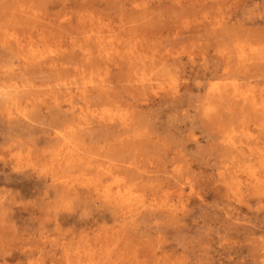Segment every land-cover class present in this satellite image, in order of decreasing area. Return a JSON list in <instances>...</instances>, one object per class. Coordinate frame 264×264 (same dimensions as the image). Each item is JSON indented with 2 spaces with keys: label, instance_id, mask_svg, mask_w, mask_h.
Masks as SVG:
<instances>
[{
  "label": "rangeland",
  "instance_id": "374dc122",
  "mask_svg": "<svg viewBox=\"0 0 264 264\" xmlns=\"http://www.w3.org/2000/svg\"><path fill=\"white\" fill-rule=\"evenodd\" d=\"M0 95V264H264V0H0Z\"/></svg>",
  "mask_w": 264,
  "mask_h": 264
},
{
  "label": "bare ground",
  "instance_id": "6f19581e",
  "mask_svg": "<svg viewBox=\"0 0 264 264\" xmlns=\"http://www.w3.org/2000/svg\"><path fill=\"white\" fill-rule=\"evenodd\" d=\"M19 73V72H18ZM23 73V72H22ZM99 88V87H98ZM97 89V88H96ZM99 90H101V89H99ZM98 91V90H97ZM2 93V92H1ZM7 94V93H6ZM5 96V95H4ZM8 97V96H7ZM0 102L2 103V104H5L4 103V97H3V95L1 96L0 95ZM9 104V103H8ZM8 106V105H7ZM6 106V107H7ZM4 107V106H3ZM111 120V119H110ZM4 134V133H3ZM16 134V133H15ZM25 134V133H24ZM243 155V154H242ZM262 157V156H261ZM64 165V164H63ZM56 166V165H55ZM54 166V167H55ZM64 167V166H63ZM70 167V166H69ZM68 168V167H67ZM239 168H240V166H239ZM243 169V168H242ZM263 169V168H262ZM61 170V169H60ZM78 170V169H77ZM134 170V169H133ZM175 171V170H174ZM73 172V171H72ZM154 172V171H153ZM232 172V171H231ZM151 173V172H150ZM236 174V173H235ZM10 175V174H9ZM145 175V174H144ZM8 176V175H7ZM105 177V176H104ZM154 177V176H153ZM103 178V177H102ZM236 178V177H235ZM10 179V178H9ZM110 179V178H109ZM142 179V178H141ZM114 180V179H113ZM44 181V180H43ZM138 181V180H137ZM114 182V181H113ZM118 182V181H117ZM103 183V182H102ZM66 184V183H65ZM154 184V183H153ZM9 185V184H8ZM85 185V184H84ZM110 185V184H109ZM98 187V186H97ZM140 189V188H139ZM148 189H150V188H148ZM180 189V188H179ZM132 190V189H131ZM152 190V189H151ZM167 190V189H166ZM138 191V190H137ZM153 191V190H152ZM151 191V192H152ZM71 193V192H70ZM92 193V192H91ZM108 194V193H107ZM83 196V195H82ZM92 196V195H91ZM94 197V196H93ZM95 199V198H94ZM108 199V198H107ZM117 199V198H116ZM164 199V198H163ZM97 201V200H96ZM115 201V200H114ZM122 201V200H121ZM165 202V201H164ZM7 203V202H6ZM105 205V204H104ZM2 206V205H1ZM6 207V206H5ZM9 209V208H8ZM49 209V208H48ZM108 211V210H107ZM120 211H121V209H120ZM111 213V212H110ZM118 221V220H117ZM114 222V221H113ZM126 233V232H125Z\"/></svg>",
  "mask_w": 264,
  "mask_h": 264
}]
</instances>
